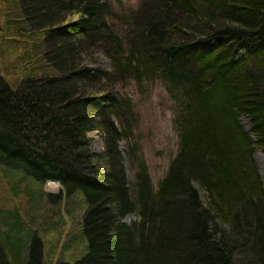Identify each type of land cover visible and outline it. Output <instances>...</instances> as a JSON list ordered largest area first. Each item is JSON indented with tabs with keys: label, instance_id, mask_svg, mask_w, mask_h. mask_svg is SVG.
Listing matches in <instances>:
<instances>
[{
	"label": "trees",
	"instance_id": "16d2710c",
	"mask_svg": "<svg viewBox=\"0 0 264 264\" xmlns=\"http://www.w3.org/2000/svg\"><path fill=\"white\" fill-rule=\"evenodd\" d=\"M18 1L56 74L17 89L0 74V166L84 194L88 252L72 264H264L254 159L264 152V0ZM98 52L108 68L89 66ZM158 84L178 142L154 184L139 113L122 90L148 95ZM95 130L102 153L91 147ZM10 238L0 240V264H12L8 251L13 264H44L37 231L28 245Z\"/></svg>",
	"mask_w": 264,
	"mask_h": 264
},
{
	"label": "rangeland",
	"instance_id": "374dc122",
	"mask_svg": "<svg viewBox=\"0 0 264 264\" xmlns=\"http://www.w3.org/2000/svg\"><path fill=\"white\" fill-rule=\"evenodd\" d=\"M214 46L213 40L206 42L207 51ZM44 49V33L28 28L19 1L0 0V74L11 88L17 89L27 79L56 74L44 58ZM243 53L236 46L233 56L238 59ZM89 66L108 68L109 62L98 52ZM148 87V95L139 96L135 86L122 91L132 96L139 113L136 132L142 139V152L151 179L157 184L176 153L178 139L172 127V105L165 88L160 84L153 89L150 85ZM242 120L248 123L247 118ZM88 136L92 149L102 153L105 148L104 134L95 130ZM124 147V142L120 141L119 148L123 150ZM255 153H258L254 159L264 186V152L256 149ZM122 158L126 173L130 175L123 154ZM49 194L59 195L60 199L51 201L47 197ZM86 208L87 202L81 191L65 196L60 185L53 181L41 185L21 170L0 166V215L6 217L0 222L6 225L0 240H11V236L15 241L21 238L28 245L33 231H37L43 242L44 264H55L59 260L72 264L86 256L88 242L83 231ZM135 219V215H128L123 220L130 223ZM8 220L12 224L7 225ZM9 226H12L10 235ZM11 255L8 251V258L13 264ZM25 256L24 251L22 257L25 259Z\"/></svg>",
	"mask_w": 264,
	"mask_h": 264
},
{
	"label": "bare ground",
	"instance_id": "6f19581e",
	"mask_svg": "<svg viewBox=\"0 0 264 264\" xmlns=\"http://www.w3.org/2000/svg\"><path fill=\"white\" fill-rule=\"evenodd\" d=\"M258 153H255L254 156L257 157Z\"/></svg>",
	"mask_w": 264,
	"mask_h": 264
}]
</instances>
